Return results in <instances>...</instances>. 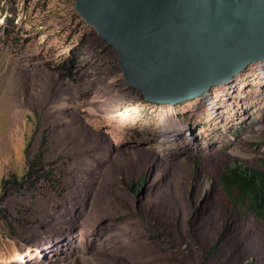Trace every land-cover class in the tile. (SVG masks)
<instances>
[{"label":"rangeland","instance_id":"1","mask_svg":"<svg viewBox=\"0 0 264 264\" xmlns=\"http://www.w3.org/2000/svg\"><path fill=\"white\" fill-rule=\"evenodd\" d=\"M75 3L0 0V182L22 174L41 149L68 173L63 193L0 191V264H201L173 242L195 251L187 233L193 212L206 236L222 222L215 177L192 175L195 157L213 172L236 160L260 165L264 85L247 90L255 114L242 124L219 122L208 110L211 92L229 82L175 106L150 103L126 83L117 50ZM177 114L184 130L175 142ZM142 172L147 183L134 192ZM250 219L264 236V221ZM148 220L172 228L170 236L155 238ZM240 228L238 221L227 226L222 244ZM249 238L253 253L243 256L252 263L228 252L227 264H264V240Z\"/></svg>","mask_w":264,"mask_h":264},{"label":"water","instance_id":"2","mask_svg":"<svg viewBox=\"0 0 264 264\" xmlns=\"http://www.w3.org/2000/svg\"><path fill=\"white\" fill-rule=\"evenodd\" d=\"M150 103L195 100L264 62V0H76Z\"/></svg>","mask_w":264,"mask_h":264},{"label":"trees","instance_id":"3","mask_svg":"<svg viewBox=\"0 0 264 264\" xmlns=\"http://www.w3.org/2000/svg\"><path fill=\"white\" fill-rule=\"evenodd\" d=\"M202 162L203 160L199 156L195 157L192 175H196L197 177L200 172L205 177H215L213 179V189L215 190L214 196L216 197L218 207L217 216L222 220L220 227L218 228V226L211 224V229L207 231V236L204 233H200L199 226L195 224L197 216H193V212L188 222L187 233L188 237L194 240L193 247L195 251H190L192 244H185L186 242H183L180 238L176 241L172 236L171 239H173V242L176 243L174 245L177 247H185V252L194 261L201 264H227L225 255L228 252L236 253L238 259H243V261L248 259L247 261L252 263V258L249 259L243 256V254L245 255L248 252L253 253L252 249L254 248L251 245L249 237H252L251 240L254 237L258 238L259 241L264 240V236L255 231V226L250 225L253 223L250 218L256 220L257 223L264 221V158L260 160V165H252L236 160L233 163L226 164L223 170L220 169L216 172L203 170L201 168ZM67 179V171L59 168L56 164L48 163L41 149L27 161L22 174L11 173L9 177L0 182V191L8 194L11 192L22 193L31 189L39 196H46L51 191L63 193L67 190ZM133 183L132 190L139 192L143 185L147 183V173L142 172ZM192 192L193 190L190 191V199H193ZM194 193L196 201L201 203L199 200L202 194L201 191L194 190ZM207 198L211 199V194H208ZM237 221L240 223L241 228L236 235L230 236L227 239V241L233 243L229 244L227 242L228 244L224 246L221 236L224 235L227 226H234ZM148 222L153 227L151 232L155 238L164 240L163 236H170V233H166L167 229L172 228L162 227L151 220H148ZM209 231L212 233V237L209 236ZM197 236L200 238H197ZM243 237L245 241L250 242H241ZM202 238L203 240H201ZM259 257L257 256V259H260ZM228 258L232 259L231 257Z\"/></svg>","mask_w":264,"mask_h":264},{"label":"built area","instance_id":"4","mask_svg":"<svg viewBox=\"0 0 264 264\" xmlns=\"http://www.w3.org/2000/svg\"><path fill=\"white\" fill-rule=\"evenodd\" d=\"M258 63V62H257ZM264 65V62H259ZM257 64H252L247 69L242 71L240 74H237L229 83H227L226 89H222L218 92H211L213 98V108L208 106V110L212 113L219 122L231 123L233 119L240 120L239 124L243 123L246 119H250L255 114L254 109L250 106V100L246 96V92L249 88L254 90L259 89V85H264V72L262 71L261 66H256ZM214 89V88H213ZM259 96V95H258ZM219 98V100H217ZM223 98L225 99L226 106H223ZM236 98L245 103L238 107ZM239 109V110H238ZM179 114L174 116V119L171 123V127L175 125V128L178 130V136L174 139L175 142L180 140L181 135L183 134L184 124L181 120ZM189 132L185 133L186 137H189Z\"/></svg>","mask_w":264,"mask_h":264},{"label":"bare ground","instance_id":"5","mask_svg":"<svg viewBox=\"0 0 264 264\" xmlns=\"http://www.w3.org/2000/svg\"><path fill=\"white\" fill-rule=\"evenodd\" d=\"M225 84V83H224Z\"/></svg>","mask_w":264,"mask_h":264}]
</instances>
